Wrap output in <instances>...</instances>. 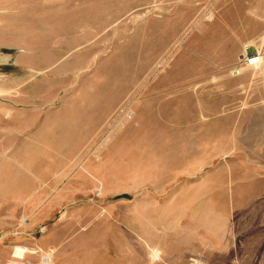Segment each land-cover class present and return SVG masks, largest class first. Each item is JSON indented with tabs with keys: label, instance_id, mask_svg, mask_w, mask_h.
<instances>
[{
	"label": "rangeland",
	"instance_id": "374dc122",
	"mask_svg": "<svg viewBox=\"0 0 264 264\" xmlns=\"http://www.w3.org/2000/svg\"><path fill=\"white\" fill-rule=\"evenodd\" d=\"M263 134L264 0H0V264H264Z\"/></svg>",
	"mask_w": 264,
	"mask_h": 264
},
{
	"label": "crops",
	"instance_id": "0c3cea01",
	"mask_svg": "<svg viewBox=\"0 0 264 264\" xmlns=\"http://www.w3.org/2000/svg\"><path fill=\"white\" fill-rule=\"evenodd\" d=\"M231 182H232V180L229 181L230 184L223 185L224 195H222V197L226 198L225 201H227L228 196H229L231 202H233V201H243L244 199H246L248 201H253V199H255L257 196L264 195V190L259 189L260 185L254 184L250 188L248 187L249 189L247 190L246 184L239 183L240 185H243L244 189H241L238 193L237 188L236 189L232 188V185L236 186L237 183L235 184V183H231ZM233 182H235V181H233ZM228 185H231V189H229V191L227 190ZM218 191L219 190H217L216 192H218ZM210 196H211L210 201L213 203L215 200L214 194H211ZM212 203H211V206L213 205ZM216 211H218V208L216 209Z\"/></svg>",
	"mask_w": 264,
	"mask_h": 264
},
{
	"label": "bare ground",
	"instance_id": "6f19581e",
	"mask_svg": "<svg viewBox=\"0 0 264 264\" xmlns=\"http://www.w3.org/2000/svg\"><path fill=\"white\" fill-rule=\"evenodd\" d=\"M260 134H262V133H259V135L258 136H256V138H255V146H259V144L258 143H260L261 142V139H262V135H260ZM263 136H264V134H263ZM25 250V249H24ZM18 253V252H17ZM17 256V255H16ZM19 256V255H18Z\"/></svg>",
	"mask_w": 264,
	"mask_h": 264
},
{
	"label": "built area",
	"instance_id": "2783aa9c",
	"mask_svg": "<svg viewBox=\"0 0 264 264\" xmlns=\"http://www.w3.org/2000/svg\"><path fill=\"white\" fill-rule=\"evenodd\" d=\"M256 60H257V59L254 58V57H250V58H249V62L252 63V64H255V63H256ZM252 64H251V65H252Z\"/></svg>",
	"mask_w": 264,
	"mask_h": 264
}]
</instances>
